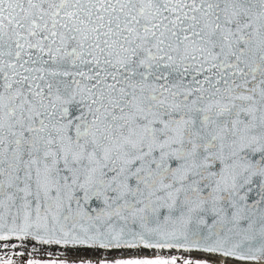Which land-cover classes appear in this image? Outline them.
Instances as JSON below:
<instances>
[{
	"label": "snow or ice",
	"instance_id": "snow-or-ice-1",
	"mask_svg": "<svg viewBox=\"0 0 264 264\" xmlns=\"http://www.w3.org/2000/svg\"><path fill=\"white\" fill-rule=\"evenodd\" d=\"M25 255L264 261V0H0V264Z\"/></svg>",
	"mask_w": 264,
	"mask_h": 264
},
{
	"label": "rangeland",
	"instance_id": "rangeland-1",
	"mask_svg": "<svg viewBox=\"0 0 264 264\" xmlns=\"http://www.w3.org/2000/svg\"><path fill=\"white\" fill-rule=\"evenodd\" d=\"M19 251V250H18ZM23 251H25V253L27 254L28 249H24ZM48 251H55L54 249H41V252L39 253V255L41 257H43V254L45 252ZM125 255H130L131 253H124ZM147 254V253H144ZM100 255V252H93V251H80L78 252H67V258L70 260H76V259H80V258H84V257H91L93 259L98 258ZM113 256L118 255V253H112ZM193 256H200V255H193ZM27 258V255H25V257L20 258V260L18 261V264H22L23 260ZM63 258V257H62ZM206 259H210V260H214V261H218V259H213L210 257H205ZM224 264H233V263H229V262H224Z\"/></svg>",
	"mask_w": 264,
	"mask_h": 264
},
{
	"label": "water",
	"instance_id": "water-1",
	"mask_svg": "<svg viewBox=\"0 0 264 264\" xmlns=\"http://www.w3.org/2000/svg\"><path fill=\"white\" fill-rule=\"evenodd\" d=\"M29 243L31 244V242H29ZM43 249H49V248H43ZM76 250L99 252L98 250H92V249H71V248L70 249H67V251H76ZM192 254H200V255H203L201 253H192ZM228 261H232V262H236V263H248V264L254 263V262H240V261H233V260H228ZM259 263H264V261H260Z\"/></svg>",
	"mask_w": 264,
	"mask_h": 264
},
{
	"label": "bare ground",
	"instance_id": "bare-ground-1",
	"mask_svg": "<svg viewBox=\"0 0 264 264\" xmlns=\"http://www.w3.org/2000/svg\"><path fill=\"white\" fill-rule=\"evenodd\" d=\"M67 252H80V250H76V251H67ZM192 255H200V254H192ZM200 256H202V255H200ZM210 258H213V259H218V260H221L222 258H220V257H215V256H212V257H210ZM225 262H229V263H233V264H248V263H236V262H232V261H225ZM252 264H254V263H252ZM259 264H264V263H259Z\"/></svg>",
	"mask_w": 264,
	"mask_h": 264
}]
</instances>
